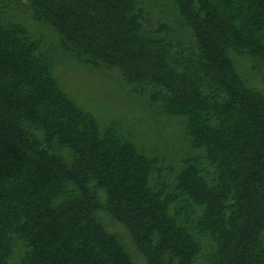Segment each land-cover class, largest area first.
<instances>
[{
	"label": "trees",
	"instance_id": "1",
	"mask_svg": "<svg viewBox=\"0 0 264 264\" xmlns=\"http://www.w3.org/2000/svg\"><path fill=\"white\" fill-rule=\"evenodd\" d=\"M40 29L178 127L171 162L100 129ZM262 70L264 0H0V264H133L107 220L147 264H264Z\"/></svg>",
	"mask_w": 264,
	"mask_h": 264
},
{
	"label": "rangeland",
	"instance_id": "2",
	"mask_svg": "<svg viewBox=\"0 0 264 264\" xmlns=\"http://www.w3.org/2000/svg\"><path fill=\"white\" fill-rule=\"evenodd\" d=\"M40 30L45 38V50L55 61L53 72L60 87L96 119L100 129L115 123L119 128L131 133L136 143L147 152L150 151L164 161L172 160L174 154L163 147L166 143L172 146L176 143L179 146L178 127L170 128L158 121L147 100L131 94V86L123 80L117 70H97L83 65L59 48L52 32ZM247 78L251 85L264 93L263 70L258 73L251 72L247 74ZM106 222L107 230L121 240L133 264H147L133 246L126 231L117 225L109 226L111 223L108 220Z\"/></svg>",
	"mask_w": 264,
	"mask_h": 264
}]
</instances>
